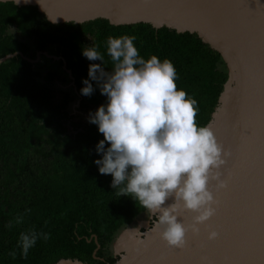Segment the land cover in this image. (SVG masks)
I'll return each instance as SVG.
<instances>
[{
	"label": "trees",
	"instance_id": "1",
	"mask_svg": "<svg viewBox=\"0 0 264 264\" xmlns=\"http://www.w3.org/2000/svg\"><path fill=\"white\" fill-rule=\"evenodd\" d=\"M12 28L23 40L9 33ZM124 35L136 37L145 60L155 55L173 63L178 89L197 101V123L207 126L228 72L221 54L198 35L146 23L117 26L106 19L54 24L35 6L0 3V59L13 55L0 63V264H112L118 258L105 256L109 245L146 212L111 187V175L99 173L94 161L102 159L96 147L104 137L95 124L74 123L68 109L76 99L79 109L92 113L107 104L95 81L91 96L81 94L90 64H101L82 52L95 46L110 72L108 38ZM48 56L58 57L64 74L73 77L75 93H65L60 103L53 91L58 73L44 75L39 68L43 60L54 61ZM30 230L49 238L38 239L24 258L19 238Z\"/></svg>",
	"mask_w": 264,
	"mask_h": 264
},
{
	"label": "clouds",
	"instance_id": "2",
	"mask_svg": "<svg viewBox=\"0 0 264 264\" xmlns=\"http://www.w3.org/2000/svg\"><path fill=\"white\" fill-rule=\"evenodd\" d=\"M135 39L128 35L108 38L110 72L105 71L104 57L95 46L83 49L88 60L101 64H90L81 94L91 96L90 81H95L108 101L89 117L104 137L96 147L102 159L94 162L100 174L113 177L111 187L120 196L131 197L148 215L157 217L154 230L169 247L183 249L187 234L198 235L199 225L216 214L219 202L210 184L215 182L217 191L227 188L220 169L231 152L218 143L210 126L198 125L197 101L178 89L173 63L155 55L145 60ZM170 199L174 202L166 204ZM185 212L195 214L190 224L182 221ZM22 220L18 216L15 222ZM218 235L210 231L208 239ZM41 237L47 240L49 234L35 230L20 234L24 258Z\"/></svg>",
	"mask_w": 264,
	"mask_h": 264
},
{
	"label": "water",
	"instance_id": "3",
	"mask_svg": "<svg viewBox=\"0 0 264 264\" xmlns=\"http://www.w3.org/2000/svg\"><path fill=\"white\" fill-rule=\"evenodd\" d=\"M6 2L16 4V0H0ZM16 5L35 6L48 21L56 20L54 24L106 19L117 26L146 23L156 29L198 35L221 54L228 72L218 107L207 126L214 127L231 111L232 104L255 101L259 95L264 114V0H20ZM11 57L0 59V63ZM246 122L252 130L249 136L255 134L264 140L259 118H247ZM244 186L233 219L218 225L227 232L232 229L235 238L231 243L233 237L226 238V234L223 239L209 240L208 233L213 230L208 227L194 235L188 248H171L154 230L156 221L136 233L133 244L112 264H264V224L259 223L264 216V171L249 178ZM194 215L185 212L182 221L190 224ZM250 231L259 234L247 236ZM56 264L84 263L61 260Z\"/></svg>",
	"mask_w": 264,
	"mask_h": 264
},
{
	"label": "bare ground",
	"instance_id": "4",
	"mask_svg": "<svg viewBox=\"0 0 264 264\" xmlns=\"http://www.w3.org/2000/svg\"><path fill=\"white\" fill-rule=\"evenodd\" d=\"M263 98L261 95L256 97L255 101L239 100V104H232L231 111L225 113L218 123L211 127L214 132L218 143L222 144L224 149L231 152V157L228 158L227 163L220 171L222 179L227 180L228 186L226 189L217 191L215 189V182L210 184V189L213 191L214 198L219 202L216 207V214L206 224L201 225L200 229H207L219 233L218 239L226 238L231 239L234 232L231 230L226 231V227L219 228L218 225H223L225 221L230 222L234 217V212L239 204V195L245 189L244 184L247 183L249 178L264 171V140L249 134L252 132L250 122H246L247 118H259L260 122V135H264V114L262 112ZM240 107V108H239ZM258 109L260 113L255 111ZM220 197V198H219ZM172 199L166 202L171 204ZM264 213V212H263ZM217 222V223H216ZM259 223L264 224L260 219ZM229 228V226H228ZM259 233L250 231L247 236L258 235ZM194 235L187 234L188 248L191 242H194ZM235 236L229 240V243ZM135 241V235H129L125 238L121 245L124 250L130 247Z\"/></svg>",
	"mask_w": 264,
	"mask_h": 264
},
{
	"label": "rangeland",
	"instance_id": "5",
	"mask_svg": "<svg viewBox=\"0 0 264 264\" xmlns=\"http://www.w3.org/2000/svg\"><path fill=\"white\" fill-rule=\"evenodd\" d=\"M10 34H13L15 38L18 40H23L17 30L15 28L10 29L9 31ZM48 58L54 60V61H42V66L39 67L44 75L47 74L49 71H53L55 73H58V78L57 80L53 83V91H54V102L55 103H60L64 99V94L65 93H75V89L73 87V81L69 75L68 72H66L68 75L64 74L66 71L65 67H61L58 65L57 61L60 59L58 57L54 56H48ZM35 60L34 62H37ZM64 71V72H63ZM72 81V82H71ZM69 111L71 112V115L74 116V123L76 124H81L85 125L89 123V117L90 114H94L90 111L87 110H81L79 109V100L76 99L74 100L70 106H69ZM72 127V126H71ZM71 129V128H70ZM155 218L157 217L148 215L147 212L139 216L132 225L123 228L122 230L119 231V233L115 236L113 242L109 245L107 252L105 254L106 257L108 256H114L119 258V255L124 252L120 247L122 243L124 242L125 238L129 235H135L136 233L143 232L147 226L153 225Z\"/></svg>",
	"mask_w": 264,
	"mask_h": 264
}]
</instances>
